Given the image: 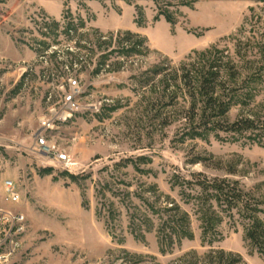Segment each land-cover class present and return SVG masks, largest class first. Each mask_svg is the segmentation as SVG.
<instances>
[{"label":"rangeland","instance_id":"obj_1","mask_svg":"<svg viewBox=\"0 0 264 264\" xmlns=\"http://www.w3.org/2000/svg\"><path fill=\"white\" fill-rule=\"evenodd\" d=\"M212 65L223 122L264 121V0H0V209L29 223L0 264H264L242 205L197 183L236 182L264 223V138L199 127ZM70 79L80 109L46 138L71 168L38 143Z\"/></svg>","mask_w":264,"mask_h":264},{"label":"trees","instance_id":"obj_2","mask_svg":"<svg viewBox=\"0 0 264 264\" xmlns=\"http://www.w3.org/2000/svg\"><path fill=\"white\" fill-rule=\"evenodd\" d=\"M171 21L170 18H167ZM137 36L132 33H129V37ZM129 41V38L126 40ZM144 45L143 40L136 41L131 47L121 50L123 53L130 52H140V47ZM176 79L182 80L184 86L188 87V90L191 92V95L195 94V75L193 70L183 68L182 74L179 75L176 73ZM223 76L218 65L210 66L208 72L203 76L200 83L199 91L204 97L203 101V110L201 115V120L199 127L204 126V130H228L233 133L242 134L245 132H252L256 138H264V121H258L254 119L241 117L233 123L223 122V119L230 108L229 102H226L224 99L219 97L217 94V88L220 87L223 89ZM185 116L193 120L198 112L196 108L192 107L184 111ZM190 115V116H189ZM197 181L198 185L201 186L203 195L207 194L206 197H203L205 200L209 197H216L220 202H223L228 207H237L242 205L246 214L252 219V223L247 231V239L253 244V246L258 250L260 254L264 256V223L259 219L256 212L258 209L252 202V197L248 194L242 192V190L237 186L236 182H230L226 179H210L206 176L202 177ZM249 196V197H248ZM257 203V202H256ZM207 218V224L209 223V218ZM209 226V225H207ZM208 229V227H207ZM185 229H183L184 231ZM239 259H229L226 264H240Z\"/></svg>","mask_w":264,"mask_h":264},{"label":"built area","instance_id":"obj_3","mask_svg":"<svg viewBox=\"0 0 264 264\" xmlns=\"http://www.w3.org/2000/svg\"><path fill=\"white\" fill-rule=\"evenodd\" d=\"M84 93L77 79H70L69 89H64V103L59 112L54 113L53 119L44 121V132L39 134V148L43 151L48 149L51 154H56L58 159L66 162L71 168L69 156L65 153H56L48 144L46 135L53 133L60 123L68 121L80 109L79 99ZM6 198L13 204L20 203L23 199L21 189L14 179L7 178L3 181ZM28 219L23 212L0 209V262L8 260L23 245L28 232Z\"/></svg>","mask_w":264,"mask_h":264}]
</instances>
